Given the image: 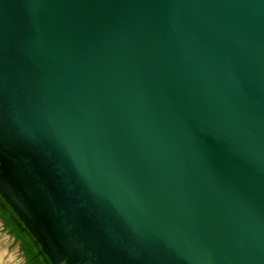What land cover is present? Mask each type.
<instances>
[{
	"label": "water",
	"instance_id": "95a60500",
	"mask_svg": "<svg viewBox=\"0 0 264 264\" xmlns=\"http://www.w3.org/2000/svg\"><path fill=\"white\" fill-rule=\"evenodd\" d=\"M0 196L51 264H264V0H0Z\"/></svg>",
	"mask_w": 264,
	"mask_h": 264
},
{
	"label": "trees",
	"instance_id": "16d2710c",
	"mask_svg": "<svg viewBox=\"0 0 264 264\" xmlns=\"http://www.w3.org/2000/svg\"><path fill=\"white\" fill-rule=\"evenodd\" d=\"M0 215L4 218L6 221V225L11 228V231L17 236V237H27V241L24 242V247L26 249L27 255L29 257V263L30 264H40L38 262L39 255H43V257L46 259L47 264H51L48 260V258L42 253L40 246H37L38 250H34L31 243H36L34 238L30 235V233L27 231L25 226L20 222L18 217L14 214H12V211L10 210L9 206L5 203V201L0 196ZM30 239V241H29ZM38 245V244H37Z\"/></svg>",
	"mask_w": 264,
	"mask_h": 264
},
{
	"label": "flooded vegetation",
	"instance_id": "af4514ba",
	"mask_svg": "<svg viewBox=\"0 0 264 264\" xmlns=\"http://www.w3.org/2000/svg\"><path fill=\"white\" fill-rule=\"evenodd\" d=\"M12 214H14V213L12 212ZM0 224H1V232H2V234H5V236L7 238L6 242H8V244H9L8 247L6 248L5 247L6 246L5 241L0 243V264H13V262L10 259V251H11L12 245H14V244H16L18 246V253L21 255L22 263L23 264H30L29 263V257L27 255L26 249L24 247V242L27 241V237H24V238L23 237H17L11 231V228L6 225V221L4 220V218L1 215H0ZM1 232H0V234H1ZM10 240L12 241V243H9ZM29 241H30V239H29ZM30 244H32L35 251L38 250L37 246H39V245H37L38 244L37 242L36 243L30 242ZM38 262L40 264H47V261L43 257V255H39Z\"/></svg>",
	"mask_w": 264,
	"mask_h": 264
},
{
	"label": "rangeland",
	"instance_id": "374dc122",
	"mask_svg": "<svg viewBox=\"0 0 264 264\" xmlns=\"http://www.w3.org/2000/svg\"><path fill=\"white\" fill-rule=\"evenodd\" d=\"M0 232H1V224H0ZM6 236L5 234H0V243L5 241L6 243V248L8 247V242H6ZM9 243H12V241L10 240ZM10 259L13 262V264H23L22 263V259H21V255L18 253V246L16 244L12 245L11 251H10Z\"/></svg>",
	"mask_w": 264,
	"mask_h": 264
}]
</instances>
